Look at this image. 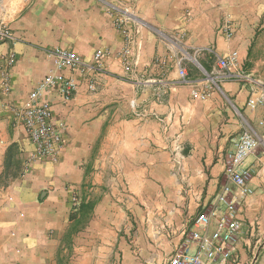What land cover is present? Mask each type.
<instances>
[{"label": "crops", "instance_id": "obj_1", "mask_svg": "<svg viewBox=\"0 0 264 264\" xmlns=\"http://www.w3.org/2000/svg\"><path fill=\"white\" fill-rule=\"evenodd\" d=\"M118 1L126 7L121 17L97 7L96 0L0 3V18L14 36L0 41V59L12 51L17 56L11 92L0 88V254L9 259L1 264H51L46 255L58 252L73 222V188L107 186L118 178L136 192L153 182L160 163L172 167L173 157L180 159L183 174L198 175L208 187L206 194L198 191L197 202L201 211L209 209L224 184L221 177L227 181L225 157L243 132L238 112L225 108V96L257 132L264 130L259 125L264 108L248 106L250 82L222 81L220 91L197 98L193 90H207L200 87L204 81L192 76L184 81L178 68L179 62L187 67V51L208 62L210 55L237 50L238 62L248 63L246 73L264 84V0ZM226 23L232 37L222 30ZM57 47L74 49L89 62L99 50L106 57L102 72L93 76L95 90L73 74L79 88L70 101L57 90L47 94L54 116L67 125L61 158L52 162L32 158L33 145L9 105L22 106L52 70L51 50ZM245 167L256 175L248 182L252 194H238L243 226L235 243L243 261L253 249L251 262L264 264V214L257 217L264 200L253 194L264 189V155L257 150Z\"/></svg>", "mask_w": 264, "mask_h": 264}, {"label": "rangeland", "instance_id": "obj_2", "mask_svg": "<svg viewBox=\"0 0 264 264\" xmlns=\"http://www.w3.org/2000/svg\"><path fill=\"white\" fill-rule=\"evenodd\" d=\"M95 5L119 17L123 16L121 11L126 10V7L118 0H96ZM0 27L12 32L9 24L2 18H0ZM160 35L170 39L166 33L160 32ZM0 41L6 40L0 38ZM207 60L208 62L203 61V58L187 51L185 63L188 68L184 66L188 73L187 79L192 76L194 79L200 78L204 81L200 87H207V96L211 91H220L222 81L240 80L224 78L219 80L223 71L219 68L216 57L210 55ZM241 66L246 73L248 63L238 62L239 71ZM228 98L227 96L223 98L225 108L230 107L238 112L242 123L240 132H242L250 124L242 112L232 106L233 102ZM258 154L264 155V145L258 148ZM225 161L227 166L229 158L225 157ZM171 162L172 167L160 163L157 174L153 175V182H150L151 179L148 180L147 187L136 192L131 191L125 184L119 183L118 178L107 186L86 185L82 189L73 188L70 193L73 222L69 223L68 231L62 238L58 252L54 255H46L47 262L51 264H165L166 259L177 246H174L175 243L182 244L189 237L193 218L203 208L197 202L198 191H203V194L208 192V187L199 183L198 175L182 173L179 167L180 159L173 157ZM250 175L252 178L256 174ZM221 182H227L223 176ZM253 194L259 195V199L264 200L262 187L254 190ZM210 204L208 202L207 207ZM263 214L264 208L260 210L257 217L261 218ZM261 239L264 242V234ZM263 245L257 248L255 258L263 250ZM247 251L249 259L243 261L240 256L235 264H254V261L251 262L255 255L253 249ZM41 257L45 258L44 255ZM7 260H9L7 255L0 254V264Z\"/></svg>", "mask_w": 264, "mask_h": 264}, {"label": "built area", "instance_id": "obj_3", "mask_svg": "<svg viewBox=\"0 0 264 264\" xmlns=\"http://www.w3.org/2000/svg\"><path fill=\"white\" fill-rule=\"evenodd\" d=\"M3 0H0L2 3ZM4 23V22H3ZM6 26V25H5ZM222 30L228 37L234 33L231 25L226 23ZM0 38L14 40L10 30L0 27ZM125 54L129 52L125 48ZM54 56V66L41 80L37 82L29 97L22 106L9 105L14 122L23 127L33 145L32 158L46 159L58 162L61 158L66 131V122L54 116L53 105L47 99L51 90H57L64 101H70L78 91L79 83L73 74L81 75L87 80L88 88L96 89L95 74L102 72L106 53L99 50L94 54L92 62L76 50L57 47L51 50ZM239 53L231 51L225 56L216 55L219 68L224 79H240L251 83V95L248 106L251 110L264 108V84L251 78L249 74L239 71ZM17 56L14 51L0 59V88L5 95L12 89V69L16 65ZM179 75L186 81L188 73L178 63ZM127 69L130 66L127 65ZM72 75H67V72ZM256 93V97H253ZM194 97H207V90H193ZM259 125L264 129V118ZM264 145V130L257 132L251 125L243 130L235 143V148L229 154L226 166L227 182L217 193L212 206L198 213L191 225L188 238L176 248L166 259L165 264H235L240 258L236 248V237L241 231L243 221L238 212V194L248 195L250 172L245 167L247 159ZM235 188V189H234Z\"/></svg>", "mask_w": 264, "mask_h": 264}, {"label": "bare ground", "instance_id": "obj_4", "mask_svg": "<svg viewBox=\"0 0 264 264\" xmlns=\"http://www.w3.org/2000/svg\"><path fill=\"white\" fill-rule=\"evenodd\" d=\"M192 57V56H191Z\"/></svg>", "mask_w": 264, "mask_h": 264}]
</instances>
